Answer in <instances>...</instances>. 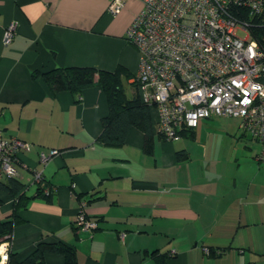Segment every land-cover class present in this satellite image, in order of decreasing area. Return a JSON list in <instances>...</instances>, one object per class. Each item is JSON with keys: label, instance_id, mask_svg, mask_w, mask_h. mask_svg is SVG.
<instances>
[{"label": "crops", "instance_id": "1", "mask_svg": "<svg viewBox=\"0 0 264 264\" xmlns=\"http://www.w3.org/2000/svg\"><path fill=\"white\" fill-rule=\"evenodd\" d=\"M110 1L0 0V130L33 145L20 154L26 196L9 264H24L42 242L71 247L79 264H264V161L239 119L198 123L195 129L225 123L219 144L198 142L194 128L165 144L152 108L151 152L137 128L122 146H106L98 142L109 113L102 87L54 93L33 76L66 67L120 68L138 94L132 79L140 53L126 33L143 2L129 0L113 16ZM10 24L16 32L5 44ZM227 138L238 141L228 148ZM52 149L60 154L42 163L40 153ZM37 171L43 187L34 181ZM0 200L3 221L14 215V201L1 187ZM83 202L99 224L95 230L75 225ZM45 263L65 264V257L47 253Z\"/></svg>", "mask_w": 264, "mask_h": 264}, {"label": "built area", "instance_id": "2", "mask_svg": "<svg viewBox=\"0 0 264 264\" xmlns=\"http://www.w3.org/2000/svg\"><path fill=\"white\" fill-rule=\"evenodd\" d=\"M129 0H111L108 12L117 16ZM143 8L126 33L140 53L132 82L142 102L157 111L156 133L176 141L202 120L236 118L261 146L264 161V0H142ZM15 24L5 31L9 44ZM32 144L6 139L0 130V182L19 179L20 154ZM60 151L40 153L47 163ZM41 184L42 172L34 173ZM46 194L51 190L44 189ZM86 202L76 227L95 230ZM10 239L0 243V264H9ZM209 254L210 250L205 249Z\"/></svg>", "mask_w": 264, "mask_h": 264}, {"label": "trees", "instance_id": "3", "mask_svg": "<svg viewBox=\"0 0 264 264\" xmlns=\"http://www.w3.org/2000/svg\"><path fill=\"white\" fill-rule=\"evenodd\" d=\"M33 76L42 77L54 93L69 91L79 94L84 89L94 85L102 87L108 97L109 113L103 119V130L98 142L106 146H122L126 142L130 130L137 128L144 133L146 152L152 151L155 134L151 109L142 102L138 94L131 99L126 96L123 90V81L131 78L129 73L120 68L114 72H108L91 67H66L46 73L36 71ZM192 130L193 128L185 130L182 135L192 132ZM178 154L179 156L182 155L181 152ZM0 187L7 191L14 201V215L6 220H0V239H10L17 223L16 212L26 194L24 193V185L15 178L9 179L7 183L1 181ZM1 205L2 200H0ZM47 253L62 254L65 257V264H79L75 251L58 242L40 243L24 264H46L45 256Z\"/></svg>", "mask_w": 264, "mask_h": 264}, {"label": "rangeland", "instance_id": "4", "mask_svg": "<svg viewBox=\"0 0 264 264\" xmlns=\"http://www.w3.org/2000/svg\"><path fill=\"white\" fill-rule=\"evenodd\" d=\"M123 90H124V92L128 98L131 99L133 97V95H132L133 94V87L127 82V80L123 81ZM226 119H229V118L215 117V118L211 119L210 121L215 120V121H223L224 122ZM218 127H219V129H218ZM225 127H226V124L223 123L221 125H216L214 128L208 127V126H205L203 128H199V129L194 128L195 132L199 136V140H197V141L200 142V140H201L203 143L206 142L207 145H215L216 142L218 141V144H219L220 141L218 140L216 135L219 136L220 134H222V136L223 135L226 136ZM211 134H215V137L209 138ZM186 140L190 141L189 139H186ZM163 141H165V142H163L165 144H168V143L177 144L179 142V141L177 142V141H168V140H163ZM222 141H224L222 144L226 145L229 148V147L235 146V143H237L236 141H238V140H237V138H235V139L227 138V139H222ZM249 141H251V140H249Z\"/></svg>", "mask_w": 264, "mask_h": 264}, {"label": "bare ground", "instance_id": "5", "mask_svg": "<svg viewBox=\"0 0 264 264\" xmlns=\"http://www.w3.org/2000/svg\"><path fill=\"white\" fill-rule=\"evenodd\" d=\"M261 153V152H260Z\"/></svg>", "mask_w": 264, "mask_h": 264}]
</instances>
